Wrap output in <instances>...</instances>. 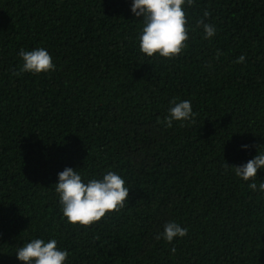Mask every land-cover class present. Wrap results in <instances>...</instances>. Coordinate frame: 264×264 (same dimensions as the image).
I'll use <instances>...</instances> for the list:
<instances>
[{"label":"trees","instance_id":"16d2710c","mask_svg":"<svg viewBox=\"0 0 264 264\" xmlns=\"http://www.w3.org/2000/svg\"><path fill=\"white\" fill-rule=\"evenodd\" d=\"M132 2L0 0V264H21L36 238L56 239L64 264H264V169L244 181L225 167L264 153V0L185 4L172 59L140 52ZM37 48L54 70L21 72L20 51ZM173 100L194 122L166 126ZM66 168L85 183L120 175L125 207L69 224L55 191ZM168 222L187 235L168 243Z\"/></svg>","mask_w":264,"mask_h":264},{"label":"clouds","instance_id":"9594fccd","mask_svg":"<svg viewBox=\"0 0 264 264\" xmlns=\"http://www.w3.org/2000/svg\"><path fill=\"white\" fill-rule=\"evenodd\" d=\"M194 0H133L131 12L139 18H143L144 26L139 36L140 52L147 57L159 55L166 59L179 56L187 47L188 27L187 13L184 5H193ZM210 16L204 13V18ZM198 24L202 26L205 39L216 34L214 25L205 23L201 19ZM22 59L21 72L43 73L54 70L51 55L44 48L31 51H20ZM219 56V53L217 54ZM245 60L241 56L237 63ZM174 106L169 110V116L164 123L172 127L173 121H192L194 113L191 102L184 100L171 102ZM247 147V146H244ZM226 168L234 171L235 175L244 181L254 180L257 171L264 169V153L257 154L242 166H229ZM253 190H257L255 183L249 184ZM129 188L125 186L124 179L108 171L102 178L92 179L85 183L76 170L66 168L58 174V183L55 191L59 195L63 216L72 225L88 227L99 222L106 214L119 212L127 203ZM259 190L264 191V182L260 183ZM188 229L181 227L176 222H168L164 226L163 238L171 243L174 238L184 237ZM160 235L156 237L157 240ZM175 253V247L171 249ZM69 253L57 247V240L36 238L19 247L16 251V259L21 264H64Z\"/></svg>","mask_w":264,"mask_h":264}]
</instances>
